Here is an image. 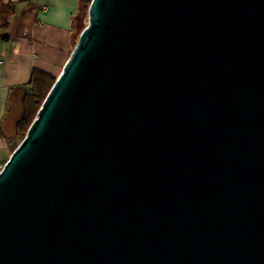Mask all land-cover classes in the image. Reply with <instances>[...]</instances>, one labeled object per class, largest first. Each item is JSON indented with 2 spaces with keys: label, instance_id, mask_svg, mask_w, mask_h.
I'll list each match as a JSON object with an SVG mask.
<instances>
[{
  "label": "water",
  "instance_id": "water-1",
  "mask_svg": "<svg viewBox=\"0 0 264 264\" xmlns=\"http://www.w3.org/2000/svg\"><path fill=\"white\" fill-rule=\"evenodd\" d=\"M0 170V264H264V0H91Z\"/></svg>",
  "mask_w": 264,
  "mask_h": 264
},
{
  "label": "crops",
  "instance_id": "crops-1",
  "mask_svg": "<svg viewBox=\"0 0 264 264\" xmlns=\"http://www.w3.org/2000/svg\"><path fill=\"white\" fill-rule=\"evenodd\" d=\"M13 3L15 14L9 27L0 28V170L17 146L16 125L33 71L59 76L76 44V34L86 26L80 17V0Z\"/></svg>",
  "mask_w": 264,
  "mask_h": 264
},
{
  "label": "trees",
  "instance_id": "trees-1",
  "mask_svg": "<svg viewBox=\"0 0 264 264\" xmlns=\"http://www.w3.org/2000/svg\"><path fill=\"white\" fill-rule=\"evenodd\" d=\"M90 2L91 0H80V17L82 16L84 20H86V24V14ZM14 14L15 6L13 0H0V28H8ZM83 29L76 34V41ZM55 80L56 77L49 72L40 69H35L33 71L29 83L30 90L25 94L23 99V115L16 125L17 145L25 138L29 127L36 118L37 113L54 85Z\"/></svg>",
  "mask_w": 264,
  "mask_h": 264
},
{
  "label": "built area",
  "instance_id": "built-area-1",
  "mask_svg": "<svg viewBox=\"0 0 264 264\" xmlns=\"http://www.w3.org/2000/svg\"><path fill=\"white\" fill-rule=\"evenodd\" d=\"M44 9H46V7H43ZM1 64H2V62H1Z\"/></svg>",
  "mask_w": 264,
  "mask_h": 264
}]
</instances>
